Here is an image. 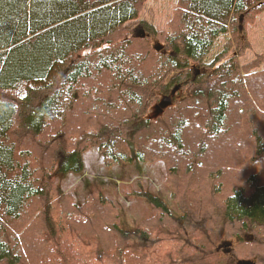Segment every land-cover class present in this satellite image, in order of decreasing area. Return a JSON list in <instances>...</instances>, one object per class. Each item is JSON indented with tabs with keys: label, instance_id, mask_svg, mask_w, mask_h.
<instances>
[{
	"label": "trees",
	"instance_id": "trees-1",
	"mask_svg": "<svg viewBox=\"0 0 264 264\" xmlns=\"http://www.w3.org/2000/svg\"><path fill=\"white\" fill-rule=\"evenodd\" d=\"M142 2L0 0V264H264V55L242 62L264 0H176L167 29ZM92 145L163 162L181 216L150 192L133 230L101 191L77 204L52 175Z\"/></svg>",
	"mask_w": 264,
	"mask_h": 264
},
{
	"label": "rangeland",
	"instance_id": "rangeland-1",
	"mask_svg": "<svg viewBox=\"0 0 264 264\" xmlns=\"http://www.w3.org/2000/svg\"><path fill=\"white\" fill-rule=\"evenodd\" d=\"M175 4L176 0H143L138 19L152 23L157 29H167ZM137 31L141 32V29L137 28ZM247 36L251 49L245 53L242 62L253 59L258 53L264 55V11L257 15L253 24L249 25ZM224 41L225 36H220L216 40V45L207 58L208 61L221 51ZM160 103L152 108L150 112L152 116L159 113ZM82 156L81 172L59 173L55 170L52 175L54 184L61 191L69 193L77 204H81L93 190L101 191L116 204L121 227L133 230L140 221L155 214V209L140 195L142 192H150L162 199L174 216H181L166 184V169L163 162L134 161L108 166L95 145L90 146ZM235 243L234 238L226 239L221 247L223 251L228 252Z\"/></svg>",
	"mask_w": 264,
	"mask_h": 264
},
{
	"label": "water",
	"instance_id": "water-1",
	"mask_svg": "<svg viewBox=\"0 0 264 264\" xmlns=\"http://www.w3.org/2000/svg\"><path fill=\"white\" fill-rule=\"evenodd\" d=\"M169 103H170V100L168 98H165V99H163L161 101L160 104L163 105V106H166ZM128 145H129V148H130L131 155L134 156V154H135L134 145L131 142H129ZM238 264H251V262L250 261H238Z\"/></svg>",
	"mask_w": 264,
	"mask_h": 264
},
{
	"label": "bare ground",
	"instance_id": "bare-ground-1",
	"mask_svg": "<svg viewBox=\"0 0 264 264\" xmlns=\"http://www.w3.org/2000/svg\"><path fill=\"white\" fill-rule=\"evenodd\" d=\"M144 32V31H143ZM171 99V98H170Z\"/></svg>",
	"mask_w": 264,
	"mask_h": 264
}]
</instances>
